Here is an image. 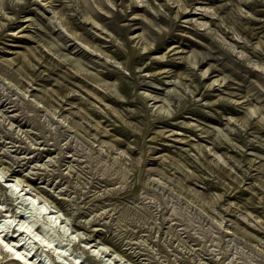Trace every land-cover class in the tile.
<instances>
[{"label":"rangeland","instance_id":"rangeland-1","mask_svg":"<svg viewBox=\"0 0 264 264\" xmlns=\"http://www.w3.org/2000/svg\"><path fill=\"white\" fill-rule=\"evenodd\" d=\"M0 264H264V0H0Z\"/></svg>","mask_w":264,"mask_h":264},{"label":"bare ground","instance_id":"bare-ground-1","mask_svg":"<svg viewBox=\"0 0 264 264\" xmlns=\"http://www.w3.org/2000/svg\"><path fill=\"white\" fill-rule=\"evenodd\" d=\"M12 171H19V170L12 168ZM6 244H7V243H6ZM16 244H17V243H16ZM16 244L14 243V245H16ZM14 245H13V246H14ZM14 252H15L14 254L16 255V257H14V259H17V260H18V258L22 257V255H21L22 252H20L19 249H18V250L16 249Z\"/></svg>","mask_w":264,"mask_h":264}]
</instances>
